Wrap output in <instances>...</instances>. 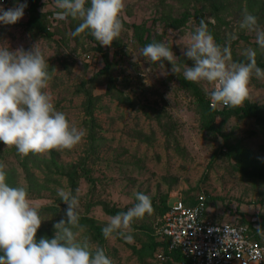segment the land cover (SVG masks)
<instances>
[{
  "label": "rangeland",
  "instance_id": "rangeland-1",
  "mask_svg": "<svg viewBox=\"0 0 264 264\" xmlns=\"http://www.w3.org/2000/svg\"><path fill=\"white\" fill-rule=\"evenodd\" d=\"M25 2L17 23H0V44L10 51H30L38 44L49 65L47 91L56 110L85 133L72 150L46 155L21 157L0 142L6 182L25 188L41 217L37 242L54 238V225L67 220V205L57 195L61 187L78 194L79 216L101 228L113 217L108 211L126 212L137 203L135 193L150 196L153 211L133 221L131 241L117 233L96 239L88 225L79 223L84 231L78 239L87 237L90 248H102L112 264H176L160 259V246L151 256L145 248L158 239L159 208L178 199L192 203L204 196L205 216L216 223L254 216L263 223L264 79L253 75L249 98L241 105L256 106V116L210 119L199 99L210 104L211 86L184 79L185 65L194 62L183 47L203 19L221 46L236 35L230 41L233 62L247 63L243 53L251 47L257 52V66L264 70V50L256 44L255 32L239 28L247 11L264 30V0H125L123 29L110 47L87 32L73 37L80 21L58 20L54 0H39L37 10L51 37L28 24L30 0H0V7L8 10ZM183 17L184 23L172 26ZM141 34L170 48L179 71L172 72L168 61L164 67L148 62L142 56ZM105 56L111 67L99 74ZM260 235L264 241V231Z\"/></svg>",
  "mask_w": 264,
  "mask_h": 264
},
{
  "label": "clouds",
  "instance_id": "clouds-1",
  "mask_svg": "<svg viewBox=\"0 0 264 264\" xmlns=\"http://www.w3.org/2000/svg\"><path fill=\"white\" fill-rule=\"evenodd\" d=\"M58 20L71 17L80 23L73 37L88 33L102 46H111L123 29L120 19L125 0H54ZM27 3H17L8 10L0 7V23H17L24 15ZM239 28L255 32V42L264 50V30L255 15L245 11ZM230 40L221 46L216 43L207 23L202 19L190 35L184 55L194 62L185 65L183 76L192 83L211 86L208 93L214 105L239 107L249 98V82L255 75L264 79V70L256 64L257 52L247 48L243 55L247 63L232 61ZM142 56L150 63L164 61L176 73V56L162 42H153L142 49ZM48 63L38 44L30 51L18 48L10 51L0 44V142L14 147L21 157L29 154L46 155L53 150H72L82 142V129L71 123L63 112L57 111L51 94L47 91ZM5 166L0 164V264H112L100 247L90 248L87 237L78 239L84 231L79 224V199L71 189H57V195L67 205V220L54 225L52 239H35L42 220L38 210L31 205L23 187H12L6 182ZM137 203L110 218L102 229L104 237L114 233L127 241L133 239L131 225L153 211L150 196L135 193ZM78 229V231H73Z\"/></svg>",
  "mask_w": 264,
  "mask_h": 264
},
{
  "label": "built area",
  "instance_id": "built-area-1",
  "mask_svg": "<svg viewBox=\"0 0 264 264\" xmlns=\"http://www.w3.org/2000/svg\"><path fill=\"white\" fill-rule=\"evenodd\" d=\"M209 105L224 108L211 100ZM205 204L200 196L194 206L182 199L169 205L157 227L156 236L166 245L159 247L160 259L172 260L169 255L179 252L190 264H264V241L257 239L262 220L254 216L244 222L216 223L206 218Z\"/></svg>",
  "mask_w": 264,
  "mask_h": 264
},
{
  "label": "trees",
  "instance_id": "trees-1",
  "mask_svg": "<svg viewBox=\"0 0 264 264\" xmlns=\"http://www.w3.org/2000/svg\"><path fill=\"white\" fill-rule=\"evenodd\" d=\"M39 6H40L39 0H30V3H29L30 17L28 20V24L32 28H34L36 31H38L39 33H41L47 37H51L52 34L48 31V29L44 26V24L41 22L40 18L38 17L39 13L37 10H38ZM185 20H186V17H183L181 20H177V21L175 20L173 22L172 26H174V25L179 26L181 23H184ZM139 42L142 45L146 46L150 43L157 42V41H155V40L151 41L150 39L144 40L143 36L141 34L139 36ZM98 49L100 50L101 48L98 47ZM104 61H105V66L101 71H99V74H105L111 67V64H110L107 56L104 57ZM199 100H200V106L203 108V114L206 117H209L210 119H213L217 115L224 116V117L234 115V116H237L239 118H246V117L256 116L258 114L257 107L254 105H250L247 102L243 106H239V107H235V108H232V107L211 108L209 106V101L204 100L203 97H200ZM186 204L189 206H194L197 204V201L192 202V203H186ZM205 206H206V204H205ZM168 208H169L168 205H163L162 207L159 208V212H158L159 218L168 210ZM121 212H123V211L115 210V211H108L107 213L109 215L114 216V215L121 213ZM79 223L82 226H84L85 224L88 225V227H89L88 229L94 234V237L96 239H101L102 237H104V235L102 233L103 228L97 226L96 222L94 220L86 218V217H80ZM259 231H261V232L264 231V221L261 224ZM257 239H259L258 235H257ZM158 240H159V238L157 239V241L155 239L150 240V244H148L147 247L145 248L148 250L147 254L149 256H151V253L153 251H155V249L157 247L163 246L165 248L166 245L162 244ZM2 254L3 253H0V255H2ZM138 254H140V252H138ZM169 256L172 258L173 261L176 262V264H190V262L188 260H186L179 252H173Z\"/></svg>",
  "mask_w": 264,
  "mask_h": 264
}]
</instances>
